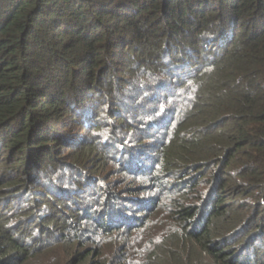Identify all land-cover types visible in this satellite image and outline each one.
<instances>
[{
  "label": "trees",
  "instance_id": "trees-1",
  "mask_svg": "<svg viewBox=\"0 0 264 264\" xmlns=\"http://www.w3.org/2000/svg\"><path fill=\"white\" fill-rule=\"evenodd\" d=\"M0 264H264V0H0Z\"/></svg>",
  "mask_w": 264,
  "mask_h": 264
}]
</instances>
